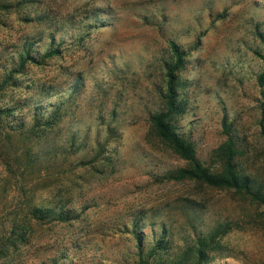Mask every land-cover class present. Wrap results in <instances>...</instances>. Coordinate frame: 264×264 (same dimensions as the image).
Returning a JSON list of instances; mask_svg holds the SVG:
<instances>
[{
	"label": "rangeland",
	"instance_id": "rangeland-1",
	"mask_svg": "<svg viewBox=\"0 0 264 264\" xmlns=\"http://www.w3.org/2000/svg\"><path fill=\"white\" fill-rule=\"evenodd\" d=\"M52 36L60 54L12 74L16 52L43 55ZM171 42L184 55L176 130L212 168L223 121L233 123L246 151L240 164L264 190V0H24L0 20V81L11 76L0 108L12 112L1 134L32 125L36 106L49 113L27 142L30 154L27 135L12 138L11 150L5 138L0 208L27 194L32 206L78 218L22 225L13 242L12 216L0 217V264H172L179 253L192 264L188 244L199 240L210 244L202 264H264L263 205L165 179L187 165L150 122L165 107Z\"/></svg>",
	"mask_w": 264,
	"mask_h": 264
},
{
	"label": "trees",
	"instance_id": "trees-1",
	"mask_svg": "<svg viewBox=\"0 0 264 264\" xmlns=\"http://www.w3.org/2000/svg\"><path fill=\"white\" fill-rule=\"evenodd\" d=\"M22 5H24V0H19L18 2H13V0H0V20L5 19L12 11L19 10ZM31 21L32 20H28V22ZM52 43L53 45L50 47V50L43 55L40 54L35 56L33 54L32 46H26L21 51L19 50L16 52L15 55L18 57L19 66L12 69V74L21 73L28 62L42 64V62L46 61L48 58L60 54L59 51L62 42L57 44L54 36H52ZM171 48L175 55V64L167 69L168 86L167 93L164 97L165 107L162 111L151 113L150 122L156 135L162 141L166 142L173 149L175 154L187 163V165L170 171L166 174L165 179L176 182H197L217 189L232 190L239 195L249 197L253 201L264 206V190L257 186V181L251 177V175L247 174L246 170L240 164V160L245 155L246 151L242 146L241 136L233 123L229 122L227 119H224L223 121L222 128L225 141L217 149L219 164L212 168L205 166L199 160L194 144L187 140L183 135L179 134L176 130L177 125L174 123V119L180 113L176 90V75L182 67L184 55L175 42H171ZM10 77L9 79H4L2 82L0 81L1 91L5 88L8 81L11 80ZM259 82L263 84L264 78L260 77ZM56 110L57 107L54 111L56 112ZM34 111L42 112L40 114H34L32 125L29 126L25 121L15 122L14 129H12L13 134L11 135L13 139H17L22 135H27L26 140L23 141V147L26 150V146L28 145L27 142H31L32 137L36 135V128H38V126L41 125V122L44 121L46 113H49L45 110L44 106H36ZM10 113H12L10 109L0 108V150L5 148V138H7L6 146L9 147L10 150L14 147L11 145L12 142L10 141L12 138H10L9 135L4 138L1 134V130H4L2 127L4 119L7 118ZM6 131L10 133L8 128ZM262 136H264V126H262ZM25 151L22 150V148H18L15 154L19 155L20 152L25 155H27V153L30 154V151L27 150V153ZM32 161L33 160L28 158V156L24 158V163L28 164ZM20 163L22 164L21 161ZM21 164L17 163L18 167L21 166ZM7 165L10 168V171H12L11 163H7ZM19 181L20 180H16V183H18L20 187ZM8 186L11 187L10 181L8 182ZM3 203H5L3 206L9 205V208L12 209H7L8 207L5 209H3L4 207H2V209L0 208V217L2 219L5 217L6 219L12 216V229L8 239L12 241L15 238L13 242L20 241L19 237H22V234H18V231H23L25 228V226L22 225H30L33 222L43 223L46 221L66 223L78 218V215H75V210L68 212L65 211L64 208H60V210H58V208L49 210L43 209L39 206H32V202L27 200V194H25L24 197H16L15 194L14 198L12 199L11 197L10 201L7 198H4ZM165 238L167 240L166 235ZM152 240L156 243L154 245L155 248L160 249V251L165 250L164 241H158L155 236ZM198 244L199 246H191L188 244V252L193 258L191 260L192 264H202L203 262L208 261L209 254L207 253V250L210 244H207L206 242L203 243V240H199ZM177 256L178 260L175 258V260L171 261L172 264H184L185 261L188 260L187 256L183 254L181 255L179 253Z\"/></svg>",
	"mask_w": 264,
	"mask_h": 264
}]
</instances>
